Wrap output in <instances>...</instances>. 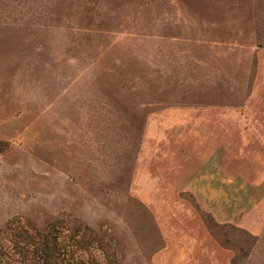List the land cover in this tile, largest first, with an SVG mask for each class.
<instances>
[{"label": "rangeland", "instance_id": "rangeland-1", "mask_svg": "<svg viewBox=\"0 0 264 264\" xmlns=\"http://www.w3.org/2000/svg\"><path fill=\"white\" fill-rule=\"evenodd\" d=\"M263 54L264 0H0V264H264ZM199 104L223 183L138 199L147 117Z\"/></svg>", "mask_w": 264, "mask_h": 264}, {"label": "crops", "instance_id": "crops-1", "mask_svg": "<svg viewBox=\"0 0 264 264\" xmlns=\"http://www.w3.org/2000/svg\"><path fill=\"white\" fill-rule=\"evenodd\" d=\"M262 56L255 63L249 89L248 111L253 115H264ZM224 115L223 104L176 105L153 111L143 125L135 157L137 198L146 201L178 198L175 192L167 194L171 197H163L153 191V186L159 184L223 183ZM153 206L157 211L165 204ZM206 244L207 241H192L190 245L202 248ZM197 262L202 263L200 257L180 256L171 264Z\"/></svg>", "mask_w": 264, "mask_h": 264}]
</instances>
